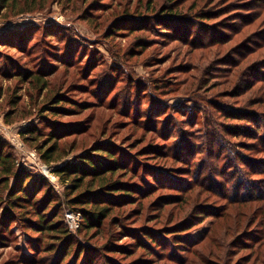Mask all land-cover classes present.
I'll return each mask as SVG.
<instances>
[{
    "label": "rangeland",
    "instance_id": "1",
    "mask_svg": "<svg viewBox=\"0 0 264 264\" xmlns=\"http://www.w3.org/2000/svg\"><path fill=\"white\" fill-rule=\"evenodd\" d=\"M9 4L0 264H264V0ZM89 156L101 175L55 172ZM20 179L30 197L13 207ZM34 206L69 238L34 228Z\"/></svg>",
    "mask_w": 264,
    "mask_h": 264
},
{
    "label": "trees",
    "instance_id": "2",
    "mask_svg": "<svg viewBox=\"0 0 264 264\" xmlns=\"http://www.w3.org/2000/svg\"><path fill=\"white\" fill-rule=\"evenodd\" d=\"M1 1L3 2V5H5L7 7V6L10 5L9 3H13L15 0H1ZM33 1L34 0H32V2ZM59 100H61V99H58L56 102H59ZM51 107H53L52 109L57 110V111L62 108V106H58V105L51 106ZM50 134H51L50 138L52 140L53 139L57 140V138L61 137V134L59 132H56V131H51ZM56 147H57V143L54 142V144L52 146H50L44 152L45 158L50 159L52 157L50 152H53L56 149ZM95 155L97 157H100V158H105L106 160H111L113 165L117 163L116 159H114L112 157V153L110 152V150H108L106 156H102V154H99V155L95 154ZM11 163H12V159H11V155L8 153V150H7V143L0 136V171L3 173V175H6L7 177H8V175L11 174V172H13V169H14L13 165ZM103 164L105 165V163L103 161L95 159L94 156H89V157H84L83 159H79L78 161H76L73 164H70V165H68L66 167H58V168L55 169V172L56 173H60L61 175H67L68 177L76 176V175H79V174L82 175V176H87V177L91 176V175L95 176V175H101L100 168L103 167L102 166ZM113 168H119V166H117V167L114 166ZM16 174H17V172H16ZM23 178H24V176H22L21 179H23ZM21 179L18 180V182H17V186L22 189L19 192L20 194H18V196L15 195V196H13L11 198V200H12L11 203H12L13 207L18 206L19 202H17V200H20L22 202L27 201V198L25 197V195L30 197L29 188H31V190H33L36 185L41 186V184L43 182L48 184V180L43 175H40L39 177H37V179H33L32 184H30L29 188L25 189V187L27 185L29 186V179L28 180L26 179L25 187L21 184ZM31 179H32V177L30 178V180ZM78 179H81V178L80 177H75V178H73V181L74 180H78ZM116 185H121V186H124V187H132L134 184H127V183L117 182V183L114 184L113 192H111V193H114V191H123V192H121L118 195L122 196V197H128V198H132L133 197V192L134 191L128 190V189L125 190V189H122V188H120L119 186H116ZM107 193H109V192H107ZM108 195H111V194H108ZM33 208L36 210L35 215H34L36 217V219L35 220L34 219H29V221H30L31 224L34 225V228H37V227L41 228L42 229L41 232L45 231V232H48V233H53V235H57L59 237H63L64 240L69 238V236H68L69 235V229H63L59 225V222H57V223L50 222L51 220L49 218H47V216L46 217L44 216V210L41 209V207L34 206ZM105 209H107V208H103L102 210L95 209L96 211L86 210V212L84 214L85 216H84L83 221H85L86 225L90 224V226H92V224H94V223H100L102 219L107 217V214H105V211H103ZM50 230H52V231L49 232ZM146 234L148 235L147 238H149V240L154 243L153 245H156L158 243V240L157 239L156 240L153 239L152 236H150L149 232H147ZM180 235H182V234H178L177 232H175L173 234L174 237H181ZM61 241H62V239H61ZM179 245H181V244H179ZM69 252L70 251L67 252V255L69 254ZM83 253L85 255L86 250H84ZM87 261H89V260H87Z\"/></svg>",
    "mask_w": 264,
    "mask_h": 264
}]
</instances>
